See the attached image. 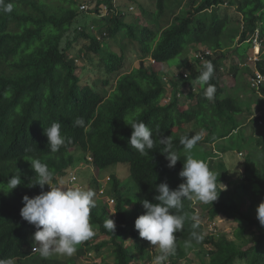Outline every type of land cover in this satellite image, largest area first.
Here are the masks:
<instances>
[{"label": "trees", "instance_id": "obj_1", "mask_svg": "<svg viewBox=\"0 0 264 264\" xmlns=\"http://www.w3.org/2000/svg\"><path fill=\"white\" fill-rule=\"evenodd\" d=\"M48 1L20 0L4 18L0 7V189H7L6 183L12 176L21 177V184L14 190L7 194L0 191V261L5 264L8 261L11 264H78L75 258H43L39 252L33 251L31 236L36 229L21 217L20 210L24 195L31 198L49 190L48 185L43 190L39 185L28 186L37 179L29 160L39 159L47 164L54 173V180L72 168L75 156L71 149L80 148L85 155L90 154L92 164L98 169L113 164L129 166L135 186L132 201L118 178L111 177L117 214L114 233L103 226L109 211L99 202L91 210L90 223L107 238L94 247L99 250L108 246L113 255V262L99 264H130L133 256L125 242L141 238L134 226L136 218L146 211L141 201L147 199L158 203L154 200L158 194L156 185L166 182L170 189H176L183 182L179 172L188 155L193 157V152L199 147L203 150L206 144L238 134L242 127L238 116L243 109L236 96L228 95L221 84L222 61L231 51L238 58L237 66L243 67L239 63L245 61L251 47L250 37L256 30L264 47V0H238L237 10L241 16L238 22L221 16L217 11L219 6L226 7L224 4H231L233 0H203L192 12L181 9L166 26H161L159 20L166 10L167 0H155V10L147 14L145 24L137 20L126 21L121 13L107 14L94 17L96 20L89 23L77 24L71 39L67 33L80 14L78 6L73 0H56L51 6ZM104 2L109 0H99L98 4ZM141 14L146 13L142 10ZM87 24H92L93 29L86 30ZM103 33L106 36L98 39ZM120 33L136 42L141 54L154 59L155 64L118 74L114 88L109 95L103 96L89 85L80 84L75 59L68 57L67 51L79 39L88 40L87 50L101 55L104 72L111 75L122 68L124 56L108 49L104 39ZM192 47H200L202 56L187 57ZM206 50L211 53L205 54ZM179 54H183V58L175 67L178 70L184 68L188 75L184 77L179 73L169 90L163 82L164 73L160 69L155 70L154 66L156 63H168ZM209 61L214 65L210 83L216 87L212 101L204 97L206 86L197 80L203 65ZM257 67L264 73L263 59L257 61ZM192 81L198 83L196 90L187 92V103L181 101L176 95ZM250 90L257 94L254 89ZM166 92L175 99L161 104ZM77 117L84 118L87 131L73 126ZM259 121L262 123L260 136L254 151L243 162V179L233 188L239 195H227L219 186L223 177H217L218 199L210 204L207 211L211 218L221 214L238 217L235 237L242 238L243 245L239 247L225 235L218 239L205 235L200 244L193 241L192 247L185 248L184 243L190 238L194 221L192 201L184 200L181 210H172L184 217V227L181 232L174 233L177 248L175 254L170 255L171 259H182L186 249L208 244L209 264H235L239 259L247 260L248 264H264V227L254 217L258 204L264 201L262 112L252 119V125L259 126ZM54 122L61 123V134L66 138L56 153L50 151L44 134V128ZM134 122H143L153 131L155 146L143 156L129 145L130 125ZM187 124L196 125L205 133L204 139L190 153L185 152L179 143L182 136L195 135L194 132H185ZM158 131L160 135L171 137L173 150L180 155V160L172 168L168 167L161 151L163 145L159 143ZM243 196L249 201L246 213L240 208ZM127 201L133 205L131 210L125 206ZM252 227L258 230L254 240L249 236L252 232L248 236L246 233ZM196 231H203L201 225ZM84 255L85 249L77 246L76 256Z\"/></svg>", "mask_w": 264, "mask_h": 264}, {"label": "rangeland", "instance_id": "obj_2", "mask_svg": "<svg viewBox=\"0 0 264 264\" xmlns=\"http://www.w3.org/2000/svg\"><path fill=\"white\" fill-rule=\"evenodd\" d=\"M73 1L77 5L81 0ZM194 1L195 2L192 3L191 0H167L166 10L159 20L161 26H166L168 23H170L174 15L178 14L181 9H186L192 12L197 8L198 5L201 4L203 0ZM55 2L56 0H49L47 3L51 6V4ZM127 3H131L134 6V11L125 16V20H137L138 23L140 22L141 24H145L147 14L154 12L156 7L155 0H128ZM237 6L238 0H233V2L231 4L228 3L226 7L219 6L217 11L221 16H227V18L230 20H237L238 22V19H240L239 17L241 16L237 10ZM142 10L145 11L146 14L142 15ZM76 18L77 19H75L71 24L69 29L70 32L67 33V37L69 39L72 38V30L77 24L89 23L93 20H96L93 15L86 13H80L78 16H76ZM87 26L88 27L86 30L89 31L91 25L87 24ZM150 26L154 28L153 25ZM255 33L256 32L253 34ZM104 41L108 49L116 52L117 54H123L124 56L122 68L118 72H115L111 75H107L104 72V64L101 60V55L87 50L86 45L88 44V40L79 39L78 41L74 42L70 49H68L67 56L75 59V65L77 66L76 74L79 76L80 84L82 86L89 85L93 90L97 91L101 95L107 96L114 88L118 74L129 72L133 68L137 67H147L154 59L152 60L151 57L143 56L139 50L138 44L125 37L122 33L116 37H106ZM62 45H64V41ZM252 46L253 41L251 48ZM62 47L64 48V46ZM251 48L248 49L249 56L251 55ZM263 48L264 47L262 46L258 58L264 60ZM198 52L199 47H192L189 50L187 57L194 59ZM232 53L233 52L229 51V55L227 54L228 57L222 61L221 70L223 71V78L221 80V84L224 86L228 95L234 97L236 96L235 98L238 99V103L243 109L242 113L238 116V120L243 125L238 130V134H234L232 137L219 139L211 142L210 144H206L203 150L199 147V149H196L193 152V158L205 162L209 169L216 175V177H223L222 181L219 182V186L222 188V190H224V192H226L227 195L231 194L238 196L239 193L234 192L233 188L243 179V162L245 158L249 157V155H251L250 153L254 151L256 140L260 136V131L262 130L260 125L262 124L259 123V126H253L252 119L260 115L259 107H261L262 111L264 112V97L260 94H255L252 90H250V84L248 87L249 77L251 75V67L247 62L248 55L245 57V61L243 62L247 63L246 66L238 67V58ZM182 58L183 54H179L178 56L169 60L168 63H163L162 65H157L156 63L154 66L155 70L160 69L164 73L163 82L169 90L171 88L172 82L174 81V77L178 78L177 76L179 73H185L186 76L188 75L184 68L178 70L175 67ZM152 64H155V61L152 62ZM106 80L107 82L105 83ZM197 85L198 83L194 81L184 85L179 92L180 94L178 93L176 97L187 103L189 101V99L186 97L187 92L193 89L196 90ZM165 96H167L168 101L175 99L174 96L169 92H166ZM164 102L165 100L163 98L161 104H166ZM185 132H194L195 134L200 133L205 137V133L202 132L199 127L193 124H187L185 126ZM71 153L75 156V159L73 161L74 163L72 168H70V175L72 172H74L77 175V180L74 183H69L68 177L66 178V174L60 175L59 177L56 176L57 179L55 177L53 186L59 182L58 185L61 183H63L66 187H72L73 185H76L85 190H94L96 193L99 182L101 184H105L108 189L107 193L110 194V190L112 189L111 177L116 176L120 186H122V189L127 194V197H131L132 201L135 192V186L130 178L129 166L127 164H113L104 169H98L96 166L91 164L92 158L89 153L85 155L84 152L80 150V148L71 149ZM81 156H84V159H80ZM105 179L107 180L105 181ZM95 200L96 202L100 203L101 207L105 206L107 208L109 211L108 218H111L116 222L115 216L117 215H115V213L111 210L112 208L114 209L113 205L109 206L97 193ZM191 201L193 207V216L199 219L203 230L202 233H204V235L213 237L214 239H218L219 236L225 235L227 238L234 240V242L239 247L243 245V239H237L235 237L236 231H238V217L230 218L225 216V214H221L211 218L207 214L210 204H203L197 200ZM240 204L241 211L246 213L248 211L249 201L245 196L240 199ZM125 206L128 210H131L133 207L132 203H129V201H127ZM254 217H257L256 211L254 212ZM92 227L95 230L96 235L92 239L77 245L85 249L84 256H76V251L71 257L56 254L51 255V257L60 260H69L75 258L78 264H93L92 261L94 258L96 260L95 264H99L101 262H113V255L111 253L110 247L103 246L99 250L94 247L97 243L107 240V238L101 236L99 230L95 226L92 225ZM251 232L252 234H250ZM246 233L247 236L250 234L249 236L252 237V240H254L258 234V230L257 228L252 227ZM31 238H33V235ZM125 245H128L130 251L132 252L133 258L130 264H154V258L161 254L158 247L150 245V242L142 238L137 240L127 239ZM209 248L210 246H208V244H204L203 246H197L188 250L186 249V254L182 257V259H171L169 256V264H209ZM90 250H93L96 254L93 252L89 258L85 257L86 254H89ZM235 264H248V262L247 260L239 259L235 261Z\"/></svg>", "mask_w": 264, "mask_h": 264}, {"label": "clouds", "instance_id": "obj_3", "mask_svg": "<svg viewBox=\"0 0 264 264\" xmlns=\"http://www.w3.org/2000/svg\"><path fill=\"white\" fill-rule=\"evenodd\" d=\"M19 1L0 0V7L4 11L3 18L19 4ZM261 47L262 41L260 49ZM213 74L214 65L209 61L203 65V70L197 77L199 84L206 86L203 95L209 101L214 100L216 93L215 85L210 83ZM73 126L84 128L85 131L88 129V125L82 117H77L73 121ZM130 126L132 133L129 145L141 156L146 155L155 146L153 131L143 122H134ZM44 134L52 153L58 152L65 144L66 138L61 134L60 122H54L51 126L44 128ZM157 135H159V143L163 145L161 151L168 161V167L172 168L180 160V155L173 150L171 137L160 135L159 131ZM203 139L204 136L197 133L191 137L182 136L179 143L185 152L190 153ZM29 161L35 170L37 179L35 183H30L28 186L39 185L43 190L44 186L48 185L49 188L48 191H41L34 197L30 198L28 195H24L22 198L23 207L20 210V215L36 229L33 234V251L39 252L43 258L53 254L71 257L77 251V245L96 235L90 223L91 210L96 207V193L94 190H85L76 185L72 187H66L63 183L58 185L57 181L53 186L54 173L49 170L47 164L42 163L39 159ZM69 174L70 169L66 173V178ZM179 176L183 178V182L176 189H170L166 182L156 185L158 194L154 196V200L158 203H152L147 199L142 200V206L146 211L135 220L134 226L139 236L160 250L161 254L154 258V264H166L168 257L176 252L177 244L174 233L183 230L184 217L174 214L172 210H181L184 200H197L203 204L212 205L218 199L217 177L202 160L188 155ZM19 184H21V177L12 176L6 183L7 189H0V191L7 194ZM256 213L260 225L264 227V201L258 204ZM192 220L194 221L193 231L190 233V238L184 243L185 248L192 247L193 241L200 244L205 238L204 233L196 231L200 226L199 219L193 216ZM103 226L112 233L116 228L115 221L111 218H107ZM0 264H5V262L0 261ZM7 264H11V262L8 261Z\"/></svg>", "mask_w": 264, "mask_h": 264}, {"label": "built area", "instance_id": "obj_4", "mask_svg": "<svg viewBox=\"0 0 264 264\" xmlns=\"http://www.w3.org/2000/svg\"><path fill=\"white\" fill-rule=\"evenodd\" d=\"M99 0H81L79 5H78V10L80 13H86L95 16L96 18L103 17L107 14L114 15L121 13L122 15L127 16L128 14L132 13L134 11V6L131 3H127L128 0H109V2H104L102 4H98ZM93 29V25L91 24L90 30ZM256 33L251 36V42L253 41V46L250 50V56H247V62L250 64L251 67V75L249 77V84L252 89L256 91L257 94H260L264 97V73L260 71L257 67V61L259 60V54H260V43L261 39L259 38L258 30L255 31ZM106 36L105 33H103V36H99L98 39H103ZM210 50H206L205 54H210ZM202 52L201 48L199 47V52L196 54V57H201ZM153 60V59H152ZM154 62V60L152 61ZM151 62V63H152ZM247 63H239L240 66H244ZM184 77H186V74L183 73ZM263 89V90H262ZM165 102L167 103L168 98L167 96L164 97ZM264 113L263 111H260ZM260 124L261 121H259ZM77 180V175L72 172V174L68 176V182L69 183H74ZM107 179H105L106 181ZM109 180V177H108ZM99 181V179H98ZM110 194H108V189L105 186V184H101L98 182L96 193L102 197L105 202L111 206L115 205L116 200L113 195L112 189L110 190ZM112 212L116 214L115 208L111 209ZM114 215V216H115ZM116 218V216H115ZM93 250H90L89 254H86V257L89 258L91 254H93ZM94 254H96L94 252ZM96 260L95 258L93 259L92 263H95ZM98 263V262H97ZM166 264H169V261L167 260Z\"/></svg>", "mask_w": 264, "mask_h": 264}]
</instances>
